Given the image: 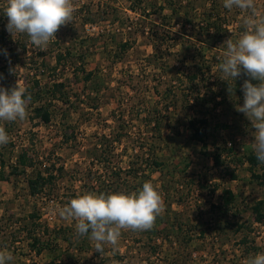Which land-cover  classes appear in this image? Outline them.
Segmentation results:
<instances>
[{
	"label": "rangeland",
	"instance_id": "1",
	"mask_svg": "<svg viewBox=\"0 0 264 264\" xmlns=\"http://www.w3.org/2000/svg\"><path fill=\"white\" fill-rule=\"evenodd\" d=\"M5 3L0 0V86L11 89L19 77L26 88L40 89L28 101L26 119L0 121L9 135L0 146V251L11 255L9 264H244L264 252V216L256 218L254 209L262 200L264 211V164L245 157L255 129L235 108L243 104V91L237 93L233 80L234 95L224 82L217 104L180 95L190 85L216 87L223 43L242 32L230 27L227 36L202 43L205 35L192 26L211 0H72V22L44 51L27 43L26 34L12 38ZM256 5L264 18V0ZM186 11L192 22L183 30ZM125 39L130 46L122 50ZM196 49L211 65L191 80L182 70L196 69ZM58 50L71 55L53 68ZM81 59L85 71L94 69L90 76ZM54 80L63 81L61 90L52 92ZM40 104L51 113L48 121L37 116ZM191 117L206 119V144L191 138ZM156 118L160 130L153 128ZM214 151L222 164L214 163ZM21 152L33 165L14 168ZM129 168L139 169L137 177ZM46 173L51 180L29 192L27 179ZM145 181L158 187L164 201L161 222L152 227L157 231L122 230L117 250L106 245L103 257L94 241L76 234L75 221L59 215L77 193H131ZM226 194L232 195L226 222L218 224L215 211ZM28 231L48 239L40 252L41 243L32 242Z\"/></svg>",
	"mask_w": 264,
	"mask_h": 264
},
{
	"label": "clouds",
	"instance_id": "2",
	"mask_svg": "<svg viewBox=\"0 0 264 264\" xmlns=\"http://www.w3.org/2000/svg\"><path fill=\"white\" fill-rule=\"evenodd\" d=\"M223 6L247 14L239 36L224 41L218 69L221 79L229 82L230 95H234L230 81H236L242 73L248 77L242 85L243 104L237 103L235 108L245 114L255 129L251 148L257 160L264 164V18L258 12L256 0H223ZM73 11L72 0H6L3 8L12 38L26 34L27 43L42 51L47 50L62 25L72 22ZM4 55H8L7 50ZM16 67H10L9 71L16 74ZM29 100L30 95L19 77L11 89L0 86V121L26 119ZM8 142L9 135L0 126V146ZM163 211L164 201L158 187L145 181L140 190L131 193H77L59 209V215L75 221L76 234L94 241L95 252L103 257L106 245L117 250L122 230H151ZM11 260L10 254L0 251V264H9ZM244 264H264V252L250 256Z\"/></svg>",
	"mask_w": 264,
	"mask_h": 264
},
{
	"label": "trees",
	"instance_id": "3",
	"mask_svg": "<svg viewBox=\"0 0 264 264\" xmlns=\"http://www.w3.org/2000/svg\"><path fill=\"white\" fill-rule=\"evenodd\" d=\"M172 7V12L174 14H176L177 18H180V13L181 12L179 10H176L174 8V6L170 5ZM239 13H233L232 10H228L223 6V0H211V3L207 6H205L203 8V10L200 12V14H197L199 18H201V21L198 22V25L195 27V25H193V28H196L197 31H199L200 34H204V38L202 39V43L203 44H210L211 41L213 39L215 40H219L222 36L224 35H228L229 33V28L230 27H237L240 31H243V18L240 16L238 17ZM189 14L186 11V13L184 12V22L180 23L182 25V29L186 30V22L188 21V23H191V18L187 17ZM191 26V24H190ZM191 28V27H189ZM130 46V41L129 39H125L123 41H120L119 43V47L124 50L125 48ZM197 52H195L194 55V61L193 64H195L196 69L195 70H190V69H184L182 70L183 74L188 77L189 79H194L199 72L205 71V69L210 66L208 63H205L202 61L203 60V52L200 49H196ZM68 53V56L71 55V51L66 50H58L56 51V53L54 54V63H53V68L57 67L59 64H65L64 62L67 61V56L66 54ZM82 58V57H81ZM222 58V57H221ZM220 59H216L217 62H220ZM74 62V61H73ZM83 62L84 59H81L80 61V68L82 71L85 72L86 76H90L93 72L94 69H88L87 71H85V67L83 66ZM44 63V62H43ZM189 70V71H188ZM222 76H219V79L216 83V87H207L204 90L205 91H201L199 86L196 85H190V87H185L180 89V95L183 96L185 98V100L189 101L190 98H192V100H194L195 102L198 101V99L202 98L205 99L207 98V100L205 101V103H202V105H205L206 102L209 101H214V104H217L216 102V97L217 96H221L223 95V86H224V82H227L226 80L221 79ZM248 79L247 75L245 74H241V76L239 78H237L236 82L234 83V88L237 91V93L241 94L242 93V88L239 86V83L241 82V80H246ZM257 81H253V83H256ZM64 83L63 81H57L54 80L52 83V92H55V90L63 88ZM196 86V87H195ZM171 87H168V89H170ZM27 89V94L30 95V97H34V96H40V89L37 90H32L31 88H26ZM61 90V89H60ZM167 94V93H166ZM165 107V109L168 108L167 103H165V105H163ZM154 108H158L159 107H154ZM36 113L37 116H39L40 118H42V120L44 121H48L50 119V111L48 109V107L44 106L43 104H40L36 107ZM197 121H199L200 123H197ZM206 121L205 118L203 117H191L188 120V127L191 129V133L190 136L191 138H195L198 139L202 142V144H206L205 142V131H204V122ZM156 125L153 127L157 130H160V121L158 120V118H156ZM160 133V131H158ZM161 134V133H160ZM231 149V147H229ZM212 159L214 161L215 164H222V159H221V153L218 151H214L212 154ZM246 159L249 163L251 164H257L259 161L257 160L255 154L253 151H250L246 154ZM152 164L154 166H158L160 164V160L157 159H152ZM34 161L33 159L28 156L25 152H21L17 155V161H16V165L14 166V168H18V165H22L23 167L25 166H31L33 165ZM128 171L131 172V168L128 169ZM139 171V169H135V173H130L133 175V177H137V172ZM231 175H234L233 171H229ZM117 174H119V172H117ZM129 174V173H128ZM51 173H46V175H40V174H34L31 175L28 179V186H29V192L31 193H36L39 192L42 187L44 186V184H46L49 180H51ZM136 179V178H135ZM142 185H137V191L140 190L142 188ZM99 192V191H98ZM122 192V191H120ZM101 193V192H100ZM106 194V193H105ZM232 197L231 194H226L224 195V203H218V210H216L215 212L218 213V218L216 216V221H218V224H220V221H222L223 223L226 222V219L222 218L223 214H225L227 212L228 206L226 205V203L228 201H230V198ZM262 200H258L255 204H254V209L256 212V218L261 219L264 216V211H262L261 205H262ZM161 216L159 215L156 220L155 223L157 224L156 226L158 227L160 221ZM180 227V226H179ZM215 227V226H213ZM155 228V226H154ZM178 228V227H177ZM153 231H157L156 229H152ZM28 236L32 238V242H36V243H41L40 246H38L37 248V252H40L42 250V248H44L45 244H48V239L44 242L40 235H35L33 233H31L30 231L27 232ZM55 235V234H54ZM42 240V241H41ZM49 246V245H48Z\"/></svg>",
	"mask_w": 264,
	"mask_h": 264
}]
</instances>
